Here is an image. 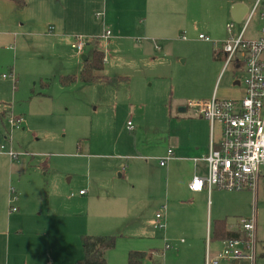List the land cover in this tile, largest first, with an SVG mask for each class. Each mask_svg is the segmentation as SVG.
<instances>
[{
  "label": "rangeland",
  "instance_id": "1",
  "mask_svg": "<svg viewBox=\"0 0 264 264\" xmlns=\"http://www.w3.org/2000/svg\"><path fill=\"white\" fill-rule=\"evenodd\" d=\"M254 1L246 2L250 13ZM95 12L90 20L94 36H69L89 38L81 54L71 49L70 38L49 41V47L33 48L31 53L25 52L28 46L21 51L18 43L14 50L5 46L0 51V111L24 122L11 132L17 157L10 177L9 158L0 155V264L10 261L14 251L13 242H6L9 222L16 231L45 219L46 213L40 212L47 198L49 216L57 214V204L70 215L49 220L54 224L48 231L49 257L38 251L40 264H58L60 255L70 263L79 261L81 235L115 237L112 264H129L132 251L145 254L141 264H204L209 246L211 251L222 248L220 240L213 239L216 220H224L229 231H238L239 220L254 222L255 260L264 264L262 184L256 194L204 190L189 195L185 189L186 173L193 167L189 160L208 153L211 134L209 122L181 110L188 102L213 96H244L242 86L233 85L240 73L231 66L223 69L224 60L213 55L214 43L222 40L209 34V42L198 39L205 33L203 18L166 40L142 39L139 22L134 24V38H119L102 18H94ZM261 12L234 24V34L244 28L246 38H255ZM231 19L227 12L207 24L221 30ZM104 30L111 33L107 41L100 38ZM93 49L104 53V69L95 74L94 82L81 83L80 56H90ZM12 71L15 83L2 79ZM60 76L74 81L62 86ZM6 121L7 116L0 119V143L10 132ZM212 133L218 140V124ZM168 148L180 160L160 167L158 159ZM195 167L198 175L205 174L204 163ZM10 188L17 200L22 197V203L15 204L18 213L9 214ZM80 190L87 206L79 209ZM17 214L24 216L15 219ZM156 214L162 216V229ZM65 247L68 251L63 253Z\"/></svg>",
  "mask_w": 264,
  "mask_h": 264
},
{
  "label": "crops",
  "instance_id": "2",
  "mask_svg": "<svg viewBox=\"0 0 264 264\" xmlns=\"http://www.w3.org/2000/svg\"><path fill=\"white\" fill-rule=\"evenodd\" d=\"M247 1L248 0H24L23 9L19 10L12 0H0V51L5 50V46L14 50V44L18 43V45L23 48L21 51L24 52V47L28 46L25 52L31 53L30 50L33 48H47L50 44L49 41L59 42L62 39L70 38L69 36L72 34H80L86 37L94 36L96 33L90 24L94 11H97L95 15L97 13L103 14V21L112 27V30L119 38H122L123 35L134 38V36H136L134 24L139 22L140 25H137L139 28L137 31L142 39L150 40L151 42H155L157 39L166 40L172 34L180 33L182 30L184 32L191 21L203 18L206 20V22H204L205 27L202 29L205 32L203 35L207 36V34H209L215 38L214 40L223 41L227 36L225 27L228 23H226L221 30L212 28L207 23H209L211 18H218L220 15L225 16L227 12L231 17V7L234 4H243L247 7ZM256 2L257 0L254 1V5ZM98 10L101 11L98 12ZM94 18L97 19L96 17ZM258 30L259 27L256 30L257 35L255 38L259 36ZM9 40L13 42L12 45H8ZM40 41L43 42L41 43ZM11 73H13V71ZM2 79L11 81L10 79ZM235 80L233 85L238 86L235 84ZM15 82L16 78L12 83ZM181 111L186 110L183 109ZM5 112L6 111H0V114H2V118L0 119L10 116ZM3 141L4 140H2L1 143ZM7 146V150H10V146ZM0 155L8 157L5 154ZM205 155L206 153L201 154V157L197 159L198 162L204 163L205 174L203 176L197 174L195 167L196 163L192 162L193 159L189 160L193 165L186 173L185 177V189L189 195H199L204 191L193 193L189 190L188 186L194 177L203 178L206 176L207 165L205 162L201 161ZM175 160H180V158L173 154L170 161ZM12 161L13 160L9 158V164L8 166L6 165V177H10L14 169ZM81 191L83 190L79 192ZM210 192H208V194ZM84 194L85 193L80 195L82 198L79 200L82 202L76 203V207L79 209L87 206L86 203H84ZM2 200L4 201V195H2ZM19 201L22 203V197L17 200V202ZM49 205L50 201L47 198V201L42 203L41 212L43 213L40 212L43 216L44 212L46 213L44 216L45 219L43 218L34 223H27L22 226L20 230L17 229L18 231H14L11 228V221L9 222L7 225L9 230L6 232L8 236L6 242H13L14 246L12 249L14 251L11 260H5L4 264H40V254L38 253L40 250H43L46 256L49 257L48 231L54 228V224L50 226L51 222H49V220H52L53 217L58 219L70 215L65 212V209H67L66 207L57 204L56 208L58 210L55 212L57 214L51 217L48 212ZM23 216V214H17L15 215V219H20ZM16 237H18V239ZM210 241L212 240L210 239ZM220 242L222 244V241ZM209 247L208 252L210 256L219 252L217 249L211 251ZM67 251L68 249L65 247L63 253ZM80 251L82 253L81 247ZM110 251L105 254V260L108 264H112L113 260V255ZM66 257V255L58 256L55 263L71 264V260ZM160 258L161 257L157 259L160 260ZM204 260L205 255L203 261ZM220 262L218 264H220ZM221 264L229 263L223 261ZM231 264L250 263L246 260H239L233 261Z\"/></svg>",
  "mask_w": 264,
  "mask_h": 264
},
{
  "label": "built area",
  "instance_id": "3",
  "mask_svg": "<svg viewBox=\"0 0 264 264\" xmlns=\"http://www.w3.org/2000/svg\"><path fill=\"white\" fill-rule=\"evenodd\" d=\"M262 9L259 14L260 26L258 37L246 38L244 28L238 34H234V22L226 25V38L214 43L215 57L224 60V68L231 66L234 71L240 73L235 84L242 86L244 96L239 100H218L213 97L206 101L188 102L184 107L199 118L210 124L211 139L208 153L201 159L207 165V173L203 178L194 177L188 188L191 192L207 190L239 192L251 191L257 193L259 185L264 186V0H257L251 13H247L242 21L248 16L254 15L256 10ZM98 19L103 17L97 13ZM241 21V22H242ZM248 23V22H247ZM52 29V28H51ZM111 36L109 30H104L100 38L107 41ZM71 49L81 54L89 45V38L73 36L70 38ZM199 40L209 42L205 35H199ZM184 40V38H182ZM105 62V57H104ZM2 78L15 80L13 73ZM7 125L10 132H6L4 141L0 143V154L7 155L10 160L17 157L11 149V132L23 125V118L7 117ZM220 126L219 139L214 141L212 130L214 125ZM129 126V123H128ZM6 144L10 146L7 150ZM171 149L166 151L163 158L158 159L160 167H164L172 159ZM197 163V159L192 160ZM84 192H79L82 195ZM10 207L9 214L18 211L16 192L9 189ZM72 196V195H71ZM159 221L157 227L164 228L160 214L155 215ZM255 223L252 221L239 220L238 231L244 235L243 240L222 241V248L213 256L205 253L204 264H218L220 261L246 260L255 264ZM168 249L167 245L164 248Z\"/></svg>",
  "mask_w": 264,
  "mask_h": 264
},
{
  "label": "trees",
  "instance_id": "4",
  "mask_svg": "<svg viewBox=\"0 0 264 264\" xmlns=\"http://www.w3.org/2000/svg\"><path fill=\"white\" fill-rule=\"evenodd\" d=\"M17 9L21 10L24 7V0H12ZM215 56V52L213 51ZM104 53L93 49L90 56L86 58L81 64L79 72V81L81 83H91L97 79L95 75L97 72L103 71ZM60 83L62 86H68L73 83L72 76H60ZM2 118V114H0ZM213 239L226 241V240H243L244 235L240 232H230L226 229L224 220H216L213 223ZM80 247L82 250V258L71 264H108L105 260L106 252L114 249L115 237L112 236H94V235H81L79 238ZM145 254L142 252H129V264H141Z\"/></svg>",
  "mask_w": 264,
  "mask_h": 264
},
{
  "label": "water",
  "instance_id": "5",
  "mask_svg": "<svg viewBox=\"0 0 264 264\" xmlns=\"http://www.w3.org/2000/svg\"><path fill=\"white\" fill-rule=\"evenodd\" d=\"M247 10L248 8L243 4H234L230 9L232 21L236 24L240 23L247 13ZM80 59L83 62L86 60V56L82 55Z\"/></svg>",
  "mask_w": 264,
  "mask_h": 264
}]
</instances>
